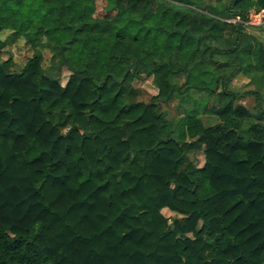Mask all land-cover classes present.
Listing matches in <instances>:
<instances>
[{
	"label": "trees",
	"instance_id": "obj_1",
	"mask_svg": "<svg viewBox=\"0 0 264 264\" xmlns=\"http://www.w3.org/2000/svg\"><path fill=\"white\" fill-rule=\"evenodd\" d=\"M213 1L0 0V264H264V0Z\"/></svg>",
	"mask_w": 264,
	"mask_h": 264
},
{
	"label": "rangeland",
	"instance_id": "obj_2",
	"mask_svg": "<svg viewBox=\"0 0 264 264\" xmlns=\"http://www.w3.org/2000/svg\"><path fill=\"white\" fill-rule=\"evenodd\" d=\"M195 3L199 5V8L206 9L208 6L215 5L213 0H193ZM224 3H228L230 0H223ZM261 16L260 13H252L250 16V21L248 23L251 27H263L264 26V18L262 24H260ZM233 22V20H229ZM237 22V20H236ZM1 39L5 41L6 48L4 50L3 58L5 60L12 59L13 60V67L12 70L19 72L23 65L34 55V49L30 47L23 38L15 39L12 37L10 31H5L0 35ZM45 56L44 67H48L50 65L51 53L48 50L43 51ZM69 77V72L65 71L64 74L61 76L60 81L62 84H65ZM179 83H183L185 81V77L183 75L178 76L175 79ZM246 82H249V78L247 77H240L239 80L235 81L233 84L234 89H241L244 87ZM136 87L139 90V97L141 101L149 102L150 99L157 94V89L154 87L153 82L151 79H147L144 81H139L136 83ZM243 89V88H242ZM243 105L246 106L248 112L250 114L248 121H246L245 128L254 123L264 124V117L260 116V110L256 105V100L254 97H246L240 101L236 102V105ZM264 106V101L263 104ZM162 110L167 113V117L169 120L179 119L184 115V112L179 109V100L174 98L171 101L166 103H162ZM215 122L211 121L209 124H213ZM195 161L199 167H203L205 164V156L203 152L199 153L195 157ZM164 215L166 217H172V213L165 210Z\"/></svg>",
	"mask_w": 264,
	"mask_h": 264
},
{
	"label": "crops",
	"instance_id": "obj_3",
	"mask_svg": "<svg viewBox=\"0 0 264 264\" xmlns=\"http://www.w3.org/2000/svg\"><path fill=\"white\" fill-rule=\"evenodd\" d=\"M235 21L236 20H233V22H235ZM245 30H246L247 34L253 36L256 40H258L259 42H261L264 45V26L263 27H258V28H255V27H248L247 28L246 27ZM234 39H235V35L232 34V33H227L226 36H225V42L228 43V44H233ZM239 79L240 78H238L237 80H239ZM247 83H249V82H246L245 85H247Z\"/></svg>",
	"mask_w": 264,
	"mask_h": 264
},
{
	"label": "built area",
	"instance_id": "obj_4",
	"mask_svg": "<svg viewBox=\"0 0 264 264\" xmlns=\"http://www.w3.org/2000/svg\"><path fill=\"white\" fill-rule=\"evenodd\" d=\"M260 16H261L260 24H262V21H263V18H264V11L260 12Z\"/></svg>",
	"mask_w": 264,
	"mask_h": 264
}]
</instances>
